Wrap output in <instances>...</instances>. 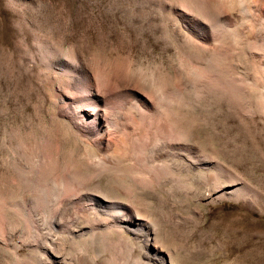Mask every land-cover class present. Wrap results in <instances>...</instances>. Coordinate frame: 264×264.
Segmentation results:
<instances>
[{"label": "rangeland", "instance_id": "1", "mask_svg": "<svg viewBox=\"0 0 264 264\" xmlns=\"http://www.w3.org/2000/svg\"><path fill=\"white\" fill-rule=\"evenodd\" d=\"M221 2L0 0V264H158L143 255L147 228L128 232L111 222L119 214L150 223L173 264H264V7ZM188 12L229 23L210 25L200 49ZM85 106L120 115L126 148L97 157L69 115ZM35 141L58 151L59 179L14 168ZM80 180L93 181L87 192Z\"/></svg>", "mask_w": 264, "mask_h": 264}, {"label": "bare ground", "instance_id": "2", "mask_svg": "<svg viewBox=\"0 0 264 264\" xmlns=\"http://www.w3.org/2000/svg\"><path fill=\"white\" fill-rule=\"evenodd\" d=\"M232 1L233 0H224V4H223V2H221L222 3V5L224 6H226L227 8H230V7H232V6H234V5H232ZM235 1V0H234ZM237 1V0H236ZM245 2H244V5H243V8H242V6H239V8L238 9H240V7H241V11H242V9H244V10H246V11H248V12H250V14L251 13H253V12H251L252 10V8H250V4L252 5L253 4V9L255 10V11H258V12H260L261 11V9H262V7H264V0H244ZM192 2V1H191ZM242 2V1H241ZM237 3V2H236ZM239 3V2H238ZM243 3V2H242ZM245 3H250V4H245ZM190 4V3H189ZM201 3H198V1L196 2V1H194L193 3H192V7L194 8V10H197L198 12H202L203 11V6H201L200 5ZM234 4V3H233ZM205 5V4H204ZM221 5V4H220ZM203 7V8H202ZM226 7H224V8H222V9H225ZM207 8H209V7H207ZM221 8V7H220ZM219 8V9H220ZM226 8V9H227ZM204 9H206V8H204ZM225 9V10H226ZM233 9V8H232ZM192 10V9H191ZM253 10V11H254ZM213 11V10H212ZM230 11V10H229ZM204 12V11H203ZM232 12V11H231ZM230 12V15H232V13ZM200 13H198V14H200ZM206 13H208V12H206ZM213 13H214V11H213ZM213 13H211L210 12V14H212L213 15ZM263 13V12H262ZM203 14V13H202ZM201 14V15H202ZM205 14V13H204ZM209 14V15H210ZM226 14V13H225ZM239 14V13H238ZM257 14V13H256ZM259 14V13H258ZM258 14H257V17L259 18V17H261V16H258ZM208 15V16H209ZM229 15V16H230ZM235 15V14H234ZM263 15H264V13H263ZM184 16H185V18L188 20V24H189V28H190V31H191V34L193 35V36H195L198 40H199V43L198 42H195V43H198L197 44V48H204L205 46H204V42L205 41H207V36L210 34H208V32H209V30H210V28H211V26H212V23H210V24H208V22L206 21V20H204V19H207V17H206V15H205V18H201V17H197V16H195L194 14H192V13H185L184 14ZM211 16V15H210ZM217 16V15H216ZM233 16V15H232ZM245 16H247V15H245ZM251 17L253 16V15H250ZM204 17V16H203ZM213 17V16H212ZM226 16H224L223 17V15H222V17H220V16H218V17H216V18H218V19H216L217 20V23H216V25H215V27H213L212 26V28H213V30H214V28L216 29V31H219V30H221V31H223L224 29H222L225 25H227L228 23H227V20H229V19H227V18H225ZM248 17V16H247ZM255 17H256V15H255ZM264 17V16H263ZM214 18V17H213ZM254 18V17H253ZM236 19V18H235ZM257 18H255V20H256ZM210 20V19H209ZM208 20V21H209ZM213 20V19H212ZM215 20V19H214ZM215 20V21H216ZM234 20V19H233ZM237 20V19H236ZM243 20V19H242ZM241 21V20H240ZM238 22V21H237ZM241 22H243V21H241ZM252 22V21H251ZM261 22V21H260ZM259 22V23H260ZM254 24V23H253ZM211 25V26H210ZM231 25V24H230ZM260 26V25H259ZM262 26V25H261ZM230 28H231V26H230ZM229 28V26H228V30L230 29ZM251 27H249V32L248 33H252V29H250ZM259 28V27H258ZM263 28V27H262ZM226 29V28H225ZM260 29V28H259ZM251 30V31H250ZM212 31V30H211ZM215 30H214V32H216ZM221 31H220V33H221ZM232 31V30H231ZM228 32V31H227ZM190 34V35H191ZM206 34H208V35H206ZM214 34V33H213ZM213 34H211V35H213ZM189 35V34H188ZM251 35V34H250ZM215 37H216V34L214 35ZM188 37V36H187ZM212 37V36H211ZM253 37H255V36H253ZM192 38V37H191ZM209 38V37H208ZM213 38V37H212ZM221 38V37H220ZM262 38H263V36H262ZM186 39V38H185ZM192 39H194V38H192ZM222 39V38H221ZM258 39V38H257ZM264 39V38H263ZM195 40V39H194ZM212 40V39H211ZM210 40V41H211ZM213 40H215V39H213ZM212 40V41H213ZM259 40V39H258ZM192 41V40H191ZM190 41V42H191ZM209 41V42H210ZM254 41H257L256 39L254 40ZM253 41V42H254ZM260 42H261V40H259ZM189 42V43H190ZM264 42V41H263ZM207 43V42H206ZM211 43V42H210ZM255 43V42H254ZM257 43H259L258 41H257ZM257 43H255V44H257ZM218 44V43H217ZM253 45V44H252ZM260 45V44H259ZM255 46H257V45H255ZM262 46V45H261ZM260 46V47H261ZM197 50V49H196ZM252 50H254V49H252ZM261 50H263V49H261ZM191 54V53H190ZM197 54V53H196ZM195 54V55H196ZM195 55H194V57H195ZM261 55V54H260ZM204 56V55H203ZM217 56V55H216ZM214 57V56H213ZM191 58H192V56H191ZM198 58V57H197ZM212 58V57H211ZM199 59V58H198ZM210 59V58H209ZM219 60V59H218ZM220 62V61H219ZM212 66V65H211ZM231 83V82H230ZM132 94H134V93H132ZM89 95H92V96H94V97H96V98H98L99 97V92L97 91V90H92L90 93H89ZM136 95V94H135ZM134 101H135V99H134ZM130 102H132V101H130ZM138 103V102H137ZM83 105V104H82ZM143 105V104H142ZM92 107V106H91ZM91 107H87V106H85V107H79V108H77L75 111H71L70 112V116L73 118V127H74V129H75V132H77L78 134H79V136L81 137V139L86 143V144H88V145H92V146H94L95 147V149L97 150V157L99 158V154H101V153H108V151L109 150H111L112 148H114V146H119V145H124V143H125V134H124V129L122 128V127H118V125H117V122H119L121 119V117H120V115L119 114H111L110 116H106L105 118L102 116V113H101V109L100 108H91ZM71 109V108H70ZM96 109H98L97 111H95ZM119 111V110H118ZM108 113V112H107ZM121 113V112H120ZM109 115V114H108ZM118 119H120L119 121H118ZM126 122V121H125ZM92 123H94L93 125H92ZM124 126V125H123ZM166 130V129H165ZM127 135V134H126ZM134 135V134H133ZM80 141V140H79ZM158 141V140H157ZM156 141V142H157ZM178 141V140H177ZM36 143L33 145V144H31V145H27V143H26V145H24V146H20V148H21V151H20V156L16 159V163H14V165H16V166H14V168L16 167L18 170H19V173L20 174H22L23 175V181H30L31 179H32V177L37 173V174H39L40 176H41V179H42V181H44V179H47L48 177H49V175L50 174H52V172H53V170L54 169H56V159H57V154H58V151H57V149H56V151H57V154L56 153H53V152H48L47 150H45L44 148H43V146L41 145V143L39 144L37 141H35ZM127 142V141H126ZM151 143H152V141H151ZM161 142L159 141V144H160ZM19 144L20 145H23V144H21L20 142H19ZM82 144V143H81ZM126 144V143H125ZM156 144V143H155ZM164 144V143H163ZM127 145V144H126ZM126 145H124V147L126 148ZM170 145V144H169ZM19 146V145H18ZM44 146H46V145H44ZM177 146V145H176ZM123 150H124V148H122ZM20 150V149H19ZM95 150V151H96ZM55 151V152H56ZM110 152V151H109ZM122 152V151H121ZM160 152V151H159ZM157 153V152H156ZM96 153H93V155H90L91 157L93 156L94 157V155H95ZM17 155V154H16ZM88 156V155H87ZM108 155L106 154L105 155V157H107ZM90 157V158H91ZM96 157V158H97ZM102 158V157H101ZM110 158V157H109ZM13 159V158H12ZM35 160V163H36V167L35 166H32V161H34ZM99 160V159H98ZM57 161H59V160H57ZM104 161V160H103ZM32 163V164H31ZM57 163H59V162H57ZM104 163V162H103ZM111 163V162H110ZM193 163V162H192ZM207 163V162H206ZM13 164V163H12ZM93 164V163H92ZM97 165H100V164H97ZM57 166H59V164L57 165ZM94 166V165H93ZM200 166V165H199ZM71 167V166H70ZM100 167H101V165H100ZM104 167V166H103ZM15 168V169H16ZM69 169V168H68ZM103 170V169H102ZM15 171V170H14ZM37 171V172H36ZM69 171V170H68ZM146 171V170H145ZM60 173H61V171H59ZM97 172H98V170H97ZM17 173V172H16ZM54 174L53 175H55V171L53 172ZM99 173V172H98ZM64 173H62V175H63ZM66 174V173H65ZM38 175V176H39ZM67 175V174H66ZM93 175V174H92ZM95 175V174H94ZM97 175V174H96ZM57 178H58V176H57V174L55 175ZM64 176V175H63ZM20 177H22V176H20ZM52 177V176H51ZM50 177V178H51ZM62 177V176H61ZM66 177H68V176H66ZM66 177H65V179H66ZM95 177V176H94ZM40 178V177H39ZM60 178V177H59ZM58 178V179H59ZM22 179V178H21ZM36 179V178H35ZM58 179H56L57 181H58ZM50 180V183H51V179H49ZM62 180H63V178H62ZM69 180V179H68ZM95 180H96V178H95ZM55 180L53 179V182H54ZM67 181V180H66ZM82 181V182H81ZM91 180H80V186L82 187V188H85V192H87L86 191V189H88L87 187L90 185V184H92V182L93 181H91ZM10 182H14L13 180L12 181H10ZM10 182H8V183H10ZM19 182H20V180H19ZM34 182V181H33ZM52 182V183H53ZM56 182V181H55ZM54 182V183H55ZM64 182V181H63ZM62 182V183H63ZM68 182V181H67ZM76 182V181H75ZM79 182V181H78ZM15 183V182H14ZM30 183V182H29ZM52 184V185H54V189L53 190H55V184ZM58 183H60V182H58ZM61 183V184H62ZM71 183V182H70ZM6 184V183H5ZM10 184H13V183H10ZM9 184V185H10ZM27 184V183H26ZM34 184V183H33ZM36 184V183H35ZM35 184H34V186H35ZM57 184V183H56ZM64 184H66L65 182H64ZM79 184V183H78ZM38 185V184H37ZM59 185V184H58ZM67 185V184H66ZM74 185H75V183H74ZM94 185V184H93ZM96 185V184H95ZM23 186H24V184H23ZM26 186H28V185H26ZM39 186H41V185H39ZM50 187H53V186H51V185H49ZM57 186V185H56ZM64 186V185H63ZM73 186V185H72ZM36 187V186H35ZM48 187V186H47ZM65 187V186H64ZM74 187V186H73ZM77 186H75V188H76ZM127 187V186H126ZM18 188V187H17ZM37 189H38V187H36ZM49 188V187H48ZM58 188V190L59 189H61V188H59V187H57ZM79 188V187H78ZM10 189V188H9ZM62 189H64V188H62ZM39 190V189H38ZM46 190V189H45ZM51 190V189H50ZM52 190V191H53ZM57 190V189H56ZM55 190V192H58V190L56 191ZM65 190V189H64ZM66 190H68V189H66ZM74 190H76L77 191V189H73L72 191H74ZM84 189H82L81 190V192H84L83 191ZM71 191V192H72ZM64 192V191H63ZM66 192V191H65ZM80 192V191H79ZM84 192V193H85ZM89 192V191H88ZM59 193V192H58ZM60 193H62V192H60ZM73 193H75V192H73ZM90 193V192H89ZM44 194V193H43ZM51 194H53V193H51ZM55 195H57L56 193H54ZM65 194V193H64ZM83 194V193H82ZM42 195V194H41ZM59 195V194H58ZM63 195V194H62ZM61 195V196H62ZM87 195V194H86ZM90 195L91 194H88V197L87 198H89L90 197ZM64 196V195H63ZM66 196V195H65ZM72 196V197H71ZM71 196H67L64 200H63V204H60L59 205V207L57 208V206H55V202L53 203L54 204V206L56 207V209L57 210H59V214H61V212L64 210V208L67 206H69V205H71V206H73V204L76 202V200H77V197L79 196V194L78 195H76L77 197H74V195H71ZM51 197H52V195H51ZM51 197H50V199H51ZM60 197V196H59ZM57 199H58V197H56ZM80 198V197H79ZM78 198V199H79ZM90 198H92L94 201H95V203L97 204V206L99 207V206H107V205H110L111 203V201L110 202H108L107 200H106V198H104V197H102L101 195H95V196H93L92 195V197H90ZM86 199V198H85ZM84 199V200H85ZM114 199V198H113ZM48 200H49V198H48ZM54 200V199H53ZM52 199L50 200V201H53ZM56 200V199H55ZM54 200V201H55ZM61 200V199H60ZM110 200V199H109ZM50 201H48V203H52V202H50ZM59 201V200H58ZM58 201H56V202H58ZM78 201V200H77ZM88 201H90V200H88ZM114 201H116V199H114ZM91 202V201H90ZM90 202H88V203H90ZM62 203V202H61ZM79 203V202H78ZM114 203H116L117 205H118V207L119 206H124L125 204L123 203V202H121V201H116V202H114ZM81 204V203H80ZM85 204V203H84ZM92 204V203H91ZM76 205V204H75ZM52 206V205H51ZM70 206V207H71ZM78 206V205H77ZM96 206V205H95ZM113 206V205H112ZM20 207V206H19ZM54 207V208H55ZM75 207V206H74ZM90 208V207H89ZM113 208V207H112ZM53 209V208H52ZM77 209V208H76ZM56 210V211H57ZM96 210H97V208H96ZM104 210H106V209H104ZM108 210V209H107ZM116 209H114V211H115ZM117 210H119V209H117ZM120 210H122V209H120ZM55 211V209L53 210V212ZM112 211V210H111ZM48 212H50V209H49V211ZM58 212V211H57ZM56 212V214H58ZM66 212V211H65ZM69 212V211H68ZM108 212V211H107ZM116 212V211H115ZM118 212H120V211H118ZM116 213V214H119V213ZM70 213V212H69ZM135 213V212H134ZM58 214V215H59ZM97 214V213H96ZM108 214V213H107ZM49 215V214H48ZM48 215H46V216H48ZM51 215V214H50ZM63 215V214H62ZM70 215V214H69ZM98 215V214H97ZM121 214H119V215H115V216H113L112 217V220H111V222L113 221V222H115V224L117 223L119 226H121L122 228H124L126 231H128V232H136L138 229H140V231L142 230L141 228L143 227V226H145L146 228H147V231H146V240L144 241V249L145 250H143V251H145L144 252V258L148 261V262H154V263H158V264H173L172 263V261H170V258L169 257H166V254H165V252H163V250L160 248V247H158L157 245H155L154 243H153V241H154V239L153 240H151L150 238H149V224L150 223H148V222H144L143 221V219H141L139 216H137V215H128V216H120ZM52 216H53V213H52ZM55 216V215H54ZM53 216V217H54ZM57 216V215H56ZM60 217H62L63 218V216H61V215H59ZM58 216V217H59ZM73 216V215H72ZM75 216V215H74ZM60 217L58 218V220L60 219ZM68 217V216H67ZM49 218V217H48ZM50 218H52L51 216H50ZM71 218V217H70ZM75 218V217H74ZM73 218V219H74ZM72 219V218H71ZM76 219V218H75ZM105 219H108V218H105ZM111 219V218H110ZM45 220V219H44ZM53 220V219H52ZM58 220H56L55 222H56V224H57V221ZM69 220V219H68ZM101 220H102V218H101ZM60 221V220H59ZM58 221V222H59ZM62 221H64V220H62ZM100 221V220H99ZM107 222H109L108 220H107ZM64 223V222H63ZM55 224V225H56ZM103 224V223H102ZM106 224V223H105ZM112 224V223H111ZM107 225V224H106ZM151 225V224H150ZM63 226V225H62ZM86 226V225H85ZM85 226H84V228H85ZM119 226H118V228H119ZM89 227H91V225L89 226ZM104 227H105V225H104ZM84 228H80L82 231L81 232H84V230H86V229H84ZM92 228V227H91ZM117 228V229H118ZM63 229V228H62ZM90 229V228H89ZM111 229V228H110ZM11 230L12 229H10V232H11ZM78 230H79V228H78ZM93 230V229H92ZM116 230V229H115ZM151 230V229H150ZM71 231H75V230H71ZM87 231V230H86ZM85 231V232H86ZM9 232V233H10ZM13 232V231H12ZM14 232H15V230H14ZM80 232V231H79ZM80 232V233H81ZM91 234V233H90ZM127 234V233H126ZM7 235V234H6ZM140 235H142V234H140ZM10 236V235H9ZM47 236V235H46ZM73 236V235H72ZM79 236V235H78ZM7 237H8V235H7ZM7 237H5V238H7ZM12 237V236H11ZM51 237V236H50ZM125 237V236H124ZM4 238V239H5ZM9 243L7 242L6 244H12L13 245V241H12V239L9 237ZM143 239V238H142ZM91 242V241H90ZM124 242V241H123ZM4 243V242H3ZM5 244V243H4ZM88 244H90V243H88ZM124 244H125V242H124ZM124 244H123V246H124ZM55 245V244H54ZM14 246V245H13ZM18 246V245H17ZM84 246V245H83ZM92 246V245H91ZM86 247V246H85ZM46 249L48 248V247H45ZM130 248V245H129V247H128V249ZM139 248V247H138ZM57 249V248H56ZM120 249V248H119ZM125 249V248H124ZM130 249H132V248H130ZM129 249V250H130ZM48 250V249H47ZM141 250V249H140ZM52 251V250H51ZM128 251V250H127ZM131 251V250H130ZM45 252V251H44ZM49 252V251H48ZM47 252V253H48ZM79 253H81V252H79ZM51 254L52 255H54V253H52L51 252ZM75 255V254H74ZM78 255V254H77ZM47 256V255H46ZM62 256V255H61ZM73 256V255H72ZM54 257H56L55 255H54ZM60 257V256H59ZM70 257H71V255H70ZM78 257V256H77ZM45 258V257H44ZM51 258H52V256H51ZM62 258V257H61ZM75 258H76V256H75ZM50 259V258H49ZM56 259H58V258H56ZM63 259H64V257H63ZM66 259V258H65ZM69 259V258H68ZM134 259V258H133ZM136 260H138V259H136ZM140 260V259H139ZM135 261V260H134ZM44 262V261H43ZM48 262V261H47ZM56 262V261H55ZM59 262L60 263H65V262H61V259L59 260ZM58 262V263H59ZM80 262V261H79ZM109 262H110V260H109ZM138 262V261H137ZM41 263H42V261H41ZM67 263V262H66ZM112 263V262H111ZM136 263V262H135ZM141 263H143V262H141ZM55 264V263H54ZM86 264H88L87 262H86ZM108 264H110V263H108ZM144 264V263H143ZM149 264V263H148Z\"/></svg>", "mask_w": 264, "mask_h": 264}]
</instances>
